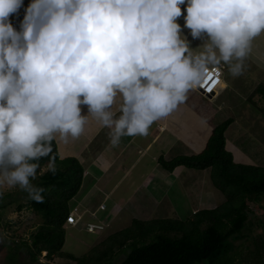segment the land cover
<instances>
[{
    "label": "clouds",
    "instance_id": "1",
    "mask_svg": "<svg viewBox=\"0 0 264 264\" xmlns=\"http://www.w3.org/2000/svg\"><path fill=\"white\" fill-rule=\"evenodd\" d=\"M262 34L264 0H0V186L43 202L53 140L90 118L113 147L147 135L213 67L241 75Z\"/></svg>",
    "mask_w": 264,
    "mask_h": 264
},
{
    "label": "trees",
    "instance_id": "2",
    "mask_svg": "<svg viewBox=\"0 0 264 264\" xmlns=\"http://www.w3.org/2000/svg\"><path fill=\"white\" fill-rule=\"evenodd\" d=\"M255 97L264 100V84L251 92L248 100L257 106ZM234 123L227 119L212 130L206 149L196 155L178 156L170 161L159 158L158 167L164 173L176 168L210 170L213 185L226 201L215 209H205L181 218L142 221L135 219L128 228L111 234L82 256L63 250L67 218L72 213L70 201L79 193L84 168L75 157L61 159L56 140L51 151L40 157V173L34 186L43 188V202L28 198L18 203L42 217L43 223L30 238L5 239L9 249L3 264H52L56 258L69 264H264V219L252 222L251 204L264 209V167L235 162L227 150L226 131ZM47 169L42 172V169ZM53 169L55 171H53ZM4 215L5 208L1 207ZM257 225L261 233L247 244L244 231ZM241 240L239 245L235 242ZM43 253L48 263L40 261ZM67 263V264H68Z\"/></svg>",
    "mask_w": 264,
    "mask_h": 264
},
{
    "label": "rangeland",
    "instance_id": "3",
    "mask_svg": "<svg viewBox=\"0 0 264 264\" xmlns=\"http://www.w3.org/2000/svg\"><path fill=\"white\" fill-rule=\"evenodd\" d=\"M28 2L29 0H25V5H27ZM14 23L17 22L14 21ZM252 61L257 63V65L253 63L249 64L251 66V69L248 70L250 73L243 70L242 74L237 76V83L234 87L232 86L229 91L219 90L218 95L214 98V102H209L208 99H206L207 97L197 92L199 98L196 99V102L201 103L200 107L208 114L205 113L203 116L201 113H194L191 111H184L182 114L179 113L181 116L185 117L177 116L180 126L178 130L181 132V135H183V140L188 144H184L183 142L178 143L177 147L169 154V157L165 158L167 161L178 156H190L202 153L207 147V140L205 138L209 134L211 136L212 128L232 118L234 123L230 125L225 134L227 139V150L232 153L235 162L264 167V100L255 97L253 99L257 104L255 107L247 101L252 90L262 83L260 81H264V64L258 63V60ZM257 67H260L261 70ZM254 71H256V77L253 76ZM235 90L237 91V97L236 94H230V91ZM46 169L47 166L42 169V172ZM186 172L196 176L202 173L204 179V181L202 178L200 181H196V187L191 194L189 193L190 199H188L189 201L187 200L188 202L186 201V206L191 205L192 209L205 210L215 209L225 203L226 199L224 195L215 188L211 181L210 170H206L205 172L186 170ZM40 173L37 171L36 177L32 179L31 183L33 185H35ZM175 178L176 171L166 176L164 175V171L160 172L156 170L151 180L145 184L146 186L144 185L145 187L142 188L141 191H139L140 189L138 190L140 194L138 191H135L136 197L128 199V201L126 200V205L122 207L124 211L122 214H120L118 210L121 207L119 208L112 200L107 202L106 206L108 208L100 211L93 220V224L102 225L103 229L97 230L95 233H92L93 235L88 233V225L84 224L88 218L85 214L76 226L70 227L67 224L66 240L63 250L75 256H82L100 244L103 240L107 239L111 234L130 227L135 219L145 222L168 218L183 219L186 215H182L180 212L172 216L160 217V215H158L156 219L151 220H148L146 217V213L154 209L153 205L154 203L156 204V202L158 204L153 211H157L159 214V212L163 210V202L161 201L166 197V192H169L171 188L170 184L173 183L174 185ZM87 190L88 183L87 185H83L77 196L70 201V207L73 208L75 205L74 202L82 198L87 193ZM129 191L132 192L133 190L129 189ZM175 192L177 198L172 193V199L176 198L177 200L180 196L178 187L175 188ZM123 194H126V192ZM167 196L169 197V195ZM27 201L28 193L19 187L8 188L6 185L0 186V214L2 211L1 207L6 209L4 215H0V264L4 263L9 251L7 247L2 246L5 239L24 238L28 240L31 233L36 231L43 223L42 217L28 209V206L23 207L24 209L22 211H17L16 207L18 203L26 204ZM178 202L182 203L183 200L178 199ZM261 205L264 206V201L261 202ZM251 207L253 209V212L250 214V220L252 222L264 219L263 208L254 204H251ZM79 210L80 212H75L76 218H78V215H82L83 209ZM104 217H108V220H105ZM244 233L247 235V239L244 240H247L246 242L249 244L254 237L261 233V229L257 228V225L254 224L250 225ZM241 242V240H238L235 242V245L237 246ZM45 254L46 253L42 254L40 261L48 263ZM122 259V255H118L116 264L121 262ZM51 262L52 264H67L70 261L56 258ZM70 264H73V262Z\"/></svg>",
    "mask_w": 264,
    "mask_h": 264
},
{
    "label": "crops",
    "instance_id": "4",
    "mask_svg": "<svg viewBox=\"0 0 264 264\" xmlns=\"http://www.w3.org/2000/svg\"><path fill=\"white\" fill-rule=\"evenodd\" d=\"M183 7L184 6H182V8ZM15 21L19 23V19ZM178 22H180L183 26V17L178 18ZM184 31L185 33L188 32V30ZM189 39L191 41L190 37ZM200 43V40L191 42L192 47H197ZM263 47L264 34L257 37L254 41L253 51L244 61V70L248 71L251 69V66L249 65L250 63L257 65V63H254L252 60H258V63L264 64ZM217 67L222 71L220 76L221 80L219 84H217L211 90L210 94L205 95L204 91H199V88L191 90L188 93L187 99L173 112H171L167 117L158 120L151 125L147 135L122 137L120 144L116 147H113L109 143V130L107 128H102L97 122L90 118L84 132L79 138L70 140L66 144L63 142L57 143V152H59L61 159L75 157L82 164L84 168V179L81 189L83 185H87L88 183L87 193L82 198L74 202L75 205L73 208H70L72 209L71 212L74 214L75 212H80L79 209H83L82 215H78V218L76 219L77 223L82 220V216L85 214L88 218L84 224H92L99 212L108 208L106 203L110 200H112L114 204H117L119 208L121 207L118 210L120 214H122L124 212L122 207L126 205V200L128 201V199L135 198V191H138L139 189V191H141L142 188L146 186L145 184L151 180V177L156 170L161 172L158 167L159 158L169 157V154H171V152L180 142L188 144L185 140H183V135H181V132L178 130V127L180 126L178 124L177 116L185 117L180 115L184 113V111H191L194 113L198 112L203 116L205 113L208 114L204 109H202V107H200L201 103L196 102V99L199 98V96H197V92L207 97L206 99H208L209 102H214V98H216L218 95L219 90L229 91L231 87H234V85L237 83V76L233 77L229 73L227 65L221 64ZM257 68L260 69V67ZM255 72L256 71L253 72V76L256 75ZM260 82L264 84V81ZM213 86L214 84L212 82L209 89H211ZM236 92V90L230 91V94H236L237 97ZM81 107L82 114H87L86 106L82 105ZM209 138L210 134L205 138L207 140L206 143H208ZM186 170L194 169L183 167L176 168L171 173H164V175L169 176L176 171L175 183L174 185L173 183L170 184L171 188L169 189V192H166V197H164L161 201L163 202V210H161L159 214L157 211H153L158 204L157 202L156 204L154 203V209L146 213L148 220L156 219L158 215H160V217L172 216L179 214V212L182 215H189L191 213L200 211L195 208L192 209L191 205L186 206V204L189 201L188 199H190L189 193L191 194L195 189L196 181L198 182L201 180V178L203 179V174L199 173L197 176L194 174L190 175L188 172H186ZM205 171L206 170H204V172ZM176 187H178L180 193L178 199H182V203L178 202V199L176 200ZM129 189H132L133 191L130 192ZM124 192H126V194H123ZM172 193L176 198L172 199ZM167 195H169V197ZM104 219L108 220V217H104ZM77 223L74 225H68L70 227H74L77 225ZM88 233L92 234L90 232Z\"/></svg>",
    "mask_w": 264,
    "mask_h": 264
},
{
    "label": "built area",
    "instance_id": "5",
    "mask_svg": "<svg viewBox=\"0 0 264 264\" xmlns=\"http://www.w3.org/2000/svg\"><path fill=\"white\" fill-rule=\"evenodd\" d=\"M214 73L217 74V79H221L220 77V74H221V71L218 69V68H213L212 71L210 72V76H211V79H207V81H205L202 86H203V89L205 90V93H208L210 94L211 93V90L213 89V86L212 89L209 91V88L206 87V86H209L214 80H213V75ZM213 80V81H212ZM220 81H217L215 84H218ZM198 88V87H197ZM196 88V89H197ZM77 218L75 217V214L74 213H71L68 218H67V224H70V225H74L77 223ZM88 232L90 233H95L97 230H102L103 229V226L102 225H97V224H89L88 225Z\"/></svg>",
    "mask_w": 264,
    "mask_h": 264
},
{
    "label": "bare ground",
    "instance_id": "6",
    "mask_svg": "<svg viewBox=\"0 0 264 264\" xmlns=\"http://www.w3.org/2000/svg\"><path fill=\"white\" fill-rule=\"evenodd\" d=\"M216 76H217V74L214 73V75H213V80H214V81H213V80H212V81H213V84H214L215 86L217 85V84H215V83H216L217 81H220V80H221V79H217ZM220 76H221V74H220ZM206 81H207V80H206ZM218 84H219V83H218ZM215 86H214V87H215ZM214 87H213V88H214ZM211 89H212V88H211ZM209 91H210V90H209ZM232 150H233V149H232Z\"/></svg>",
    "mask_w": 264,
    "mask_h": 264
},
{
    "label": "water",
    "instance_id": "7",
    "mask_svg": "<svg viewBox=\"0 0 264 264\" xmlns=\"http://www.w3.org/2000/svg\"><path fill=\"white\" fill-rule=\"evenodd\" d=\"M199 91H204L203 88L199 87Z\"/></svg>",
    "mask_w": 264,
    "mask_h": 264
},
{
    "label": "snow or ice",
    "instance_id": "8",
    "mask_svg": "<svg viewBox=\"0 0 264 264\" xmlns=\"http://www.w3.org/2000/svg\"><path fill=\"white\" fill-rule=\"evenodd\" d=\"M208 79H209V80L211 79V76H210V75H209ZM209 90H211V89H209Z\"/></svg>",
    "mask_w": 264,
    "mask_h": 264
}]
</instances>
